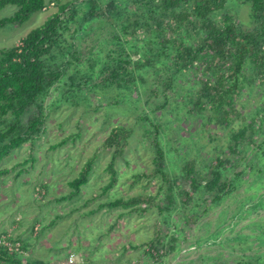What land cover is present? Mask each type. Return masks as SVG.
<instances>
[{
    "label": "rangeland",
    "instance_id": "374dc122",
    "mask_svg": "<svg viewBox=\"0 0 264 264\" xmlns=\"http://www.w3.org/2000/svg\"><path fill=\"white\" fill-rule=\"evenodd\" d=\"M91 1H96L103 10L124 9V20L127 16L133 19L141 12L133 0H45V9L34 14L23 25L0 29V51L17 47L32 30L43 26L58 13L62 5L70 4L60 15L62 38L46 56L50 66L62 72V78L31 109V113L36 114L40 112L39 107L42 109L44 131L38 136L34 149L29 143L24 144L0 163V169H15L0 180V237L25 243L23 253L26 261L43 259L49 264H64L70 255H73L74 264H158V259L150 257L147 252L154 249L155 240L167 237L168 242L171 236L176 240L174 245L178 250L173 253L163 248L167 259L163 264H173L176 259L177 264H190V250L197 249L196 243L190 247V237L193 234L201 236L207 230L214 234L208 238L207 246L199 244L197 253H201V256L211 251L213 254L210 255L215 259L222 252L226 255V263L230 264V259L240 258L245 262L250 255L255 256L258 252L264 255V248L257 249V239L264 226L259 229L250 226L251 222L264 221V208H257L256 205L258 200L264 198V179L244 168L251 160L257 162L253 157L257 158L260 149L264 150V90L258 87L259 82L247 85L239 95L236 109L240 115L233 117L231 129L213 124L208 126L212 136L210 139L207 134L198 132L203 127V118H192L187 114L188 103L185 99L187 94L192 95L204 78L205 66L202 65L197 72L179 74L173 90L165 93L170 95L168 105L158 109L157 104L164 99L161 94L164 90L159 88L166 77L164 71L155 67V70L149 68L142 72L136 66L138 60H145L142 57L144 54L156 50L157 44L154 46L153 42L146 40L148 28L145 26L139 27L135 34H129L132 32L130 29L127 35H122L126 36L122 40L128 45L129 52L126 54L129 53L131 60L130 69H134L136 76L143 74V80H138L137 90L130 91L128 85L121 90L114 86L118 91L114 87H104L103 81L107 76L101 73L106 65L116 63L114 50H117V46L112 44V35L122 33V19H115L114 25L102 23L101 20L84 22ZM230 7L232 14H236L237 25L248 29L253 24L248 5L231 3ZM17 10L13 5L0 7V20L13 16ZM149 17L151 15L147 14L144 23ZM149 25L155 27L151 20ZM167 37L187 39L194 43L201 33L190 34L180 29L173 34L169 32ZM92 76H96L93 81L90 80ZM30 116L27 115L21 124L26 126ZM151 121H157L158 127L167 132L163 136L167 141H175V146L164 139V143L161 142L168 155V178L177 173L181 175L185 161L178 157L184 158L183 152H187L189 147L191 155L188 161L198 155L200 163L203 160L206 163L209 156L227 153L230 130L238 131L243 125L250 126L249 132L252 130L254 144L246 147L245 154L239 156L244 160L238 172L245 170L240 177L241 182L221 204L213 205L212 197L203 196L207 203L202 204L201 211L210 204L212 208H209L204 220L201 215L199 220L195 217L193 221L196 224L190 222L188 210L182 212L176 207L170 214L159 209L165 208L170 201L169 195H166L167 186L163 185L162 176L156 172L150 142L154 135L148 134L144 126L151 129ZM116 125L131 128L134 134L124 158L116 164L118 183L103 194V188L109 182L107 165L113 153L112 149L103 148V142ZM2 130H5V125L0 122ZM184 136L193 139L188 148L183 142L178 143ZM197 140L200 142L197 143ZM200 145L204 148H200ZM31 152H34L36 162L31 160ZM92 158H95L94 170L80 196L73 200L63 199L71 192L70 182ZM24 162L25 166H19ZM19 171H22L21 175ZM179 184H184L183 177L179 178ZM182 188L188 191L187 187ZM140 194L156 197L155 206L145 213L131 212L123 207L100 208V205L111 200L129 199ZM174 194L178 195L177 189ZM176 198L181 202L180 196ZM223 211L227 213L226 225L218 236L217 226L223 222ZM192 223L194 227L190 226ZM202 223L209 227L205 230ZM239 234L243 235L242 238L248 235L249 240L243 242L244 239H236ZM199 240L204 242L206 238ZM214 241L223 244H215ZM207 260L204 258L203 261Z\"/></svg>",
    "mask_w": 264,
    "mask_h": 264
},
{
    "label": "trees",
    "instance_id": "16d2710c",
    "mask_svg": "<svg viewBox=\"0 0 264 264\" xmlns=\"http://www.w3.org/2000/svg\"><path fill=\"white\" fill-rule=\"evenodd\" d=\"M133 2L135 6H138V11H141L134 15L133 19L135 20L129 16L126 20L122 19L125 14L124 9L103 10L96 1L90 2L86 12L84 22L101 20L102 23L114 25L115 19H122V33L112 35V44L117 46V50H114V54L117 55L116 63L113 66L106 65L101 73L102 76H107L103 81L104 87L115 86L121 90L122 87L128 85L127 88L130 91L137 90L138 80H143V74L140 77L136 76L133 73L134 69H130L131 60L129 53L126 54L127 51L129 52L128 45L122 40L126 36L122 35H127L130 29L132 32L129 34H135L139 27L145 26L148 28L146 40L153 42L154 46L157 44L156 50L144 54L142 57L145 60H138L136 66L142 69V72H146L149 68L155 70L158 67L166 75L159 86L164 90L161 91L164 99L156 107L162 109L168 105L170 95L165 93L167 90H173L179 74L187 75L191 71L197 72L196 70L204 65V78L199 81L198 87L192 95L187 94L185 97L188 103L187 114L192 118H203V127L198 129V132L207 134L210 139H212L208 127L210 124L219 128L231 129L233 117L240 115L236 109L237 99L245 91L246 86L256 85L259 82L258 87L264 90V0H133ZM231 3L250 7V17L253 24L248 29L236 24V14H232ZM8 5L16 6L18 10L13 16L0 20V29L23 25L34 14L43 11L46 2L45 0H0L1 8ZM69 5V3L62 5L60 11L54 14L43 26L32 30L22 40L21 45L0 51V122L5 125V130L0 131V163L24 144L29 143L30 147L34 149L38 136L44 131L45 120L42 109L39 107L40 112L38 114L31 113V109L62 78V72L52 68L46 60V56L52 52L62 38L60 15L65 13ZM147 14H150L151 17L144 23ZM218 18L220 20H217ZM150 20L154 22L155 27L149 25ZM180 29L190 34L201 33V37H198L194 43L187 39H168L167 34L169 32L173 34ZM150 34H154V36L150 37ZM94 78L96 76H92L90 80L93 81ZM262 96L264 99V91H262ZM29 114L31 116L27 125H22L23 119ZM157 124V121H151V129L149 126H144L148 134L154 135L150 142L154 161L157 165L156 172L162 176L163 185L167 186L166 195H169L168 200L170 202L165 208L159 207V209L161 212L166 211L171 214L177 207L182 212L190 211V222H194L195 217L199 220L200 215L201 219L204 220L210 210L209 208L212 207L210 204L209 207L201 211L202 204L207 203L202 199L203 196L212 197L213 205L221 204L223 200L233 194L241 182L240 177L245 170L238 172V167L244 160L239 156L245 154L246 147L254 144L252 130L249 132L250 126L247 125H243L238 131L230 130V139L226 144L227 153L223 156L216 154L212 157L209 156L206 163L204 160L203 163H200L198 155L188 161L191 155V149L188 148V145H191L193 139L192 137H182L178 143L183 142L188 151L183 152L184 158L178 157L185 161L181 168V175L177 173L168 178L166 175L168 155L162 143L165 140L169 145L175 146V141H167L163 137L167 132L158 127ZM133 134V129L124 125H116L106 136L103 148L112 149L113 153L107 165L109 182L103 188V194H106L118 183L119 175L116 164L119 159L124 158ZM199 142L197 140V143ZM200 148H204V146L200 145ZM221 149L223 150L224 146ZM33 153L31 152L30 158L36 162ZM253 159L258 161L251 160V163L249 162L244 168L263 180L264 150L260 149L257 158L253 157ZM25 164L24 162L19 166H25ZM94 166L95 158L89 159L78 176L70 182L71 192L63 199L73 200L80 196L82 188L89 182ZM14 170V168L0 169V180ZM18 174L21 175L22 171H19ZM229 176L230 179H228ZM180 177H183V185L179 184ZM182 187H187L188 191L183 190ZM175 189H177L178 195L174 194ZM176 196H180L181 202L177 200ZM155 201L156 197L140 194L129 199L111 200L100 205V208L123 207L130 209L131 212L145 213L155 206ZM256 205L257 208H264V198L258 200ZM143 206H147L148 209ZM241 206L244 207V204ZM242 212L245 211L240 213ZM255 212L256 210H254ZM222 214L224 215L223 222L217 226L220 233L226 225L224 222L227 213L223 211ZM202 224L205 230L209 227L205 223ZM190 226L194 227L195 225L192 223ZM190 232L192 233L191 229ZM213 234L209 230L204 234L202 233L201 236L200 234H193L190 237V247L196 243L198 252L199 244L207 246L206 243L210 241L208 238ZM217 235L219 236V233ZM263 236L264 232L260 235L261 239L264 238ZM202 237L206 238L204 242L199 240ZM169 239L168 242L167 237L155 240L154 249L147 252L150 257L154 256L158 259V264H163L167 260L165 257L166 250L163 248H167L173 253L178 250L176 249L178 247L175 248L174 242L176 240L173 236ZM7 240L13 244L21 242L12 239ZM20 244L24 250L25 243L21 242ZM198 254L200 255L197 257L201 256V253ZM203 254L197 260H203ZM22 258L18 252H10L6 247L0 246V264H49L44 261L32 262L28 260L24 262ZM233 264H264V258L258 256L255 260L251 257L245 262L240 260Z\"/></svg>",
    "mask_w": 264,
    "mask_h": 264
},
{
    "label": "crops",
    "instance_id": "0c3cea01",
    "mask_svg": "<svg viewBox=\"0 0 264 264\" xmlns=\"http://www.w3.org/2000/svg\"><path fill=\"white\" fill-rule=\"evenodd\" d=\"M247 218V217H246ZM250 226H252L253 228H256V229H259V228H261L262 226H264V221L263 222H261V221H259L258 220V222H255L254 224L251 222L250 223ZM264 232V231H263ZM263 232H261V235L263 234ZM219 233V235H221L222 233H220V232H218ZM240 236V237H239ZM242 234H239L237 237H236V239H244L243 240V242H246L247 240H249V236L248 235H244L245 237H243L242 238ZM262 237H258V243H257V249L258 248H264V238L263 239H261ZM214 243L215 244H223V242H216V241H214ZM219 247V246H218ZM222 248V247H221ZM218 249V248H217ZM256 249V250H257ZM251 250V249H250ZM211 251H207L206 253H204L203 254V260H204V258H207L208 260H207V262H205V261H203V260H197L198 258H201V256H198L197 257V255H200V254H198L197 253V249H194L191 253H190V260H192L193 262H190V264H224V263H226L227 261L224 259L225 257H226V255H224L222 252H219L218 253V257L217 258H212L213 256H211L210 254H213V253H210ZM242 252V251H241ZM244 252H242V254H243ZM223 255H224V257H223ZM258 256H261V257H263L264 258V255H262V254H260L259 252H258V254H256L255 256H251L250 255V259H251V257H253L255 260H257V257ZM231 261H230V264H233V263H235L236 261H240L241 259L239 258V259H236V258H234V259H230ZM39 261H44L43 259L42 260H39ZM203 261V262H202ZM44 262H46V261H44ZM172 262V261H171ZM177 262H178V259H176L175 261H174V263L173 264H177ZM232 262V263H231ZM49 263V262H48ZM229 263V262H228ZM64 264H67V261H66V263H64ZM227 264V263H226Z\"/></svg>",
    "mask_w": 264,
    "mask_h": 264
},
{
    "label": "built area",
    "instance_id": "2783aa9c",
    "mask_svg": "<svg viewBox=\"0 0 264 264\" xmlns=\"http://www.w3.org/2000/svg\"><path fill=\"white\" fill-rule=\"evenodd\" d=\"M0 246L6 247L10 252H14L15 251V252H18L21 255L23 254V251L21 249V244L20 243L13 244V243L9 242L7 240V238H5V237L0 239ZM153 253H155V252H153ZM67 264H74L73 255H70V257H69V259L67 261Z\"/></svg>",
    "mask_w": 264,
    "mask_h": 264
},
{
    "label": "clouds",
    "instance_id": "9594fccd",
    "mask_svg": "<svg viewBox=\"0 0 264 264\" xmlns=\"http://www.w3.org/2000/svg\"><path fill=\"white\" fill-rule=\"evenodd\" d=\"M1 238H3V237H0V239H1ZM21 246H22V244H21ZM21 249H22V248H21ZM22 251H23V250H22ZM21 256L23 257L22 259L26 262V260L24 259V253H23Z\"/></svg>",
    "mask_w": 264,
    "mask_h": 264
}]
</instances>
